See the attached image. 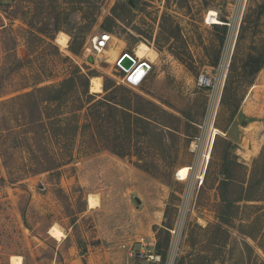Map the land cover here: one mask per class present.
I'll use <instances>...</instances> for the list:
<instances>
[{"label": "rangeland", "instance_id": "rangeland-1", "mask_svg": "<svg viewBox=\"0 0 264 264\" xmlns=\"http://www.w3.org/2000/svg\"><path fill=\"white\" fill-rule=\"evenodd\" d=\"M123 1L3 0L0 4V130L4 135L0 264H10L12 256L20 257L22 264H69L71 259H77V264H179L183 256V264L264 263L259 247L264 246V200L239 203L236 217L222 225L227 232L224 245L222 234L202 230L219 223L216 182L222 139L234 145L233 153L248 168L264 146V64L252 73L244 67L250 56L264 55V13H254L262 0H130L128 12L117 7L123 21L110 33L103 29L105 17ZM211 9L220 21L229 22L222 43L212 23L205 22ZM164 14L165 30L170 23L172 29L177 24L176 40H164L166 33L159 26ZM249 14L253 15L248 21ZM30 26L54 39L42 34L46 41L27 39ZM59 32L68 36L66 47L56 42ZM101 33L112 35L103 52L88 53L91 39ZM140 43L151 48L141 58L149 57L153 67L139 90L130 89L179 117L181 132L192 136L189 141L184 134L176 136L173 145L174 137L168 135L165 144L172 146L170 151L149 142L140 144L141 155L153 161L149 166L159 177L139 168L134 154L120 157L107 149L88 152L80 140L74 160L60 172L29 170L31 148L35 155L41 152L23 117L25 102L14 98L26 91L20 86L38 70L50 74L40 85L61 80L70 71L64 61L69 56L72 66L94 71L100 78L101 91L88 89L101 98L109 81L122 85L117 83L122 74L116 61L123 53L135 56ZM10 46L32 65L8 76L2 66ZM70 47H79L80 54H72ZM90 55L93 62L87 61ZM201 75L209 78L208 86L199 84ZM174 119L162 117L168 125ZM90 195L98 203L92 208ZM134 196L141 200L139 205ZM253 220L250 227L245 225ZM165 223L170 225V239L164 258L138 260L140 237L159 255L155 244L164 239ZM54 224L65 234L60 240L49 232ZM244 229L255 233L256 241L244 235Z\"/></svg>", "mask_w": 264, "mask_h": 264}, {"label": "trees", "instance_id": "trees-1", "mask_svg": "<svg viewBox=\"0 0 264 264\" xmlns=\"http://www.w3.org/2000/svg\"><path fill=\"white\" fill-rule=\"evenodd\" d=\"M2 1L0 0V4ZM129 4V0L116 3L111 9V14L105 17L107 24L103 26V29L114 33L112 27L119 26L118 22L123 21L121 14L117 12V7L121 5L124 12H128L130 10ZM254 13L257 16L264 13V0L258 4ZM252 15L247 16L248 21ZM165 16L164 14L159 25L161 33H166L164 40H176L178 38L175 36L177 24L174 23V29H172L170 23V28L165 30L163 25ZM212 25L220 33L218 41L222 43L226 36L227 26L224 23H214ZM55 29L59 28L56 27ZM244 29H246L245 26ZM6 30L2 29V31ZM41 34L51 41L54 39L53 35L46 34L34 26H30L27 30V39L29 36L40 41H46V38L42 37ZM27 49L30 53L34 52L28 40ZM69 51L74 55L80 54L79 47H70ZM4 59L2 70L8 76L28 65H32L31 60L20 59L13 46L5 49ZM64 61L68 63L70 71L61 80L47 85H40L45 79L49 78L50 74L38 70L20 86L19 90L26 91L14 97L15 100L25 102L26 110L23 117L28 127H30L31 139L36 150L41 152L40 155H35L31 148V152L34 154L31 156L32 164H30L29 170L31 169L34 173L39 171L60 172V168L64 164L74 160L75 146L77 141L80 140L81 148L85 147L88 152L93 153L101 149H107L120 157L134 154L138 161L136 165L139 168L159 177L149 166L153 161L147 160L141 155L142 147L140 144L149 142L150 146L156 145L161 150L167 148L170 151L172 146L168 145L167 147L165 144L168 135L174 137L173 145L176 142V136H181V134H184L186 141H189L192 136H189L186 132H181L179 117L140 93L124 85H117L112 81H109L104 88L105 96L97 98L96 94L90 93L88 89L90 77L96 75V73L90 70L83 71L78 65L72 66V59L69 56H65ZM244 64L245 70L252 73L263 66L264 55L250 56ZM1 78L2 75H0V80ZM202 88L207 89V87ZM180 112L188 121L189 118L182 111ZM166 115L176 119H174L175 123L173 125H168L162 120V117ZM3 141L4 135L0 130L1 153ZM222 144L221 162L218 171L220 178L218 177L219 179L216 182V189L220 198V206L217 211L219 223L209 225L202 230L222 234L221 245H224L227 232L222 228V225H229L236 217L240 208L239 203L264 200V146L258 157L253 160L251 167L248 168L240 163L233 153L234 145L224 139H222ZM159 175L163 177L164 174L160 173ZM253 222L254 220L245 225L250 227ZM165 227L164 239L156 241L155 244V250L159 253L161 259L165 256L170 239L168 229L170 225L165 223ZM242 232L256 241L257 235L255 233L245 229ZM192 237L193 234L191 233L189 238L192 239ZM259 247L264 251L263 245H259ZM183 260L184 256L181 257L179 264H183Z\"/></svg>", "mask_w": 264, "mask_h": 264}, {"label": "built area", "instance_id": "built-area-1", "mask_svg": "<svg viewBox=\"0 0 264 264\" xmlns=\"http://www.w3.org/2000/svg\"><path fill=\"white\" fill-rule=\"evenodd\" d=\"M205 22L207 24H211V22H207V16L205 18ZM222 23H224L226 26L229 25V22H227L226 20L219 22V24ZM110 35H111L110 33H101L93 37L91 39L90 46L87 47L88 53H92L93 55L99 56L102 53L101 50H104L105 46L109 42ZM130 56L133 58L134 62L129 69H125L124 67H122L119 61L116 62L117 69L122 74L121 76L118 77L117 83L122 84L128 88L139 90L143 85L144 81L146 80L147 76L149 75V72L153 67V62L149 57L141 58L138 57L137 55L135 56L130 55ZM209 82L210 80L206 76L201 75L199 77L200 85L206 84L205 86H208ZM144 240H145L144 237H140L138 240V242L140 243V248L136 253L137 259L138 260L146 259L151 262L159 261L161 256L156 253L154 254L153 250L150 251L148 245L151 244H147Z\"/></svg>", "mask_w": 264, "mask_h": 264}, {"label": "bare ground", "instance_id": "bare-ground-1", "mask_svg": "<svg viewBox=\"0 0 264 264\" xmlns=\"http://www.w3.org/2000/svg\"><path fill=\"white\" fill-rule=\"evenodd\" d=\"M207 22H211V23H219V22H221L217 18V12L215 10L211 9V10L208 11ZM110 39H111V35L109 36V40ZM56 42L60 45V47H66L67 46V42H68V36L65 33H63V32H59L57 34V36H56ZM150 49L151 48H149L144 43H140L137 46V48H136V55L138 57H143L146 54V51L150 50ZM101 52H103V50H101ZM147 53H151V52H147ZM152 53L154 54V52H152ZM119 58H118V60H119ZM89 87H90V90L92 92L101 91L102 84H101L100 78L97 77V76L90 77V85H89ZM187 175H188V173H187ZM187 175H186V177H187ZM88 204H89V207H91V208L98 205V203L96 202L95 197L93 198L92 195H90L88 197ZM49 232H50L51 236H53L54 238H56L58 240L62 239V237L65 236L63 230L61 228H59L57 225H55V224L50 227ZM10 264H22L20 257L12 256L10 258Z\"/></svg>", "mask_w": 264, "mask_h": 264}, {"label": "water", "instance_id": "water-1", "mask_svg": "<svg viewBox=\"0 0 264 264\" xmlns=\"http://www.w3.org/2000/svg\"><path fill=\"white\" fill-rule=\"evenodd\" d=\"M130 1V0H129ZM87 61L89 62H93L94 61V58L93 56H88L87 57ZM119 63L121 64L122 67H124L125 69H129L132 65H133V58L127 54V53H123L120 58H119ZM134 200L136 202L137 205H139L141 203V200L137 197V196H134Z\"/></svg>", "mask_w": 264, "mask_h": 264}, {"label": "crops", "instance_id": "crops-1", "mask_svg": "<svg viewBox=\"0 0 264 264\" xmlns=\"http://www.w3.org/2000/svg\"><path fill=\"white\" fill-rule=\"evenodd\" d=\"M244 123V121H243ZM58 240V239H57ZM78 260L77 259H71L69 260V264H77V263H74V262H77ZM88 263V262H87ZM83 264V263H82Z\"/></svg>", "mask_w": 264, "mask_h": 264}]
</instances>
